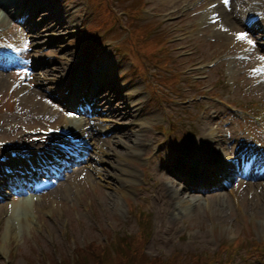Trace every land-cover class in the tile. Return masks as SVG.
<instances>
[{
	"label": "rangeland",
	"instance_id": "obj_1",
	"mask_svg": "<svg viewBox=\"0 0 264 264\" xmlns=\"http://www.w3.org/2000/svg\"><path fill=\"white\" fill-rule=\"evenodd\" d=\"M112 2L115 4L117 9H121L122 7L126 6L132 7L137 4V0H113ZM242 2L243 0H232V5L227 6V9L230 10L236 7L238 10L237 13H239L241 7L239 4H242ZM149 6L150 4H147V7ZM42 10L43 11L40 14L34 12L33 15H31L33 17L35 13L37 14L33 24L36 22L41 23L42 21L47 23L46 17L48 16V12L44 9ZM160 11L161 10H157L159 14H161ZM4 12L5 10L0 8V13L2 14L1 18H4ZM84 12L85 9L82 10V15ZM199 15L200 14L197 16ZM233 15L236 14L233 13ZM66 16L67 13H62L60 18L50 21L51 25H55ZM219 16L221 15L219 14ZM124 18L126 19V17ZM147 18L162 24L160 19L156 20L152 17ZM166 18H164V20ZM2 20L6 23L10 30L13 32L18 31L16 27L7 22L8 19ZM12 20L13 18L11 21ZM90 21L91 20L88 18L84 19L80 22L79 27H75V31H70L71 29L69 31H67V29H62L60 30L61 32L50 30L45 31L47 27L45 25L42 32L40 31L43 34L36 38L35 41H41L43 37H52L46 42V51L41 54L36 52L40 56V60L44 59L46 61L44 65H41L42 67L45 66L46 69L44 71L41 70V66L37 69L36 73L39 79L35 77V81L33 80V84H31L29 87L30 91L22 92L20 94L18 93V95L16 92L13 93V95H15L18 99V106L22 108H28L29 106L26 105H30V107L36 106V109L47 108L40 105V101H37L38 99L35 98L36 93H44L45 91H48L52 88L55 89V87H51V82L55 78H60L64 74L65 68L67 66H71L74 61L78 59V56L81 53L80 50L82 51L84 48H86V45H89V41L93 37L92 31H87ZM175 21L176 20H167V24H162V30L160 31L164 34H167L171 32L170 30H172L173 27L181 28L179 29L180 31L174 30L171 32L173 35V40H180L182 37H184L183 41H186V43L181 41L179 42V45L184 44L185 48H193L195 50L194 55L202 57L203 59L210 57L212 54L220 52L227 46L226 43L229 41L230 37H233L232 29L230 31L231 36L229 35V38L225 40L220 39L219 22L221 23V17H218V21L210 28L208 26L203 27L201 32L197 30L198 22L197 24L192 25L193 22H196V18L194 21L181 20V22L172 24ZM35 28L38 29V31L40 30L38 24L35 26ZM220 29L223 31L222 26ZM155 31L156 30L153 26H144L141 29L139 39L140 43L144 47H150L151 50L156 51L161 45L164 44L166 39L162 36H157ZM181 33L186 34L179 36ZM120 34H123V31L119 30V36ZM209 36H214L213 39L217 40L212 41L210 40L211 37ZM109 39L110 38H107V40L104 42L101 38H96L94 41L98 44V46H104L109 44ZM40 43H38V45ZM154 43L156 44L153 45ZM123 48L124 45L121 46V50ZM179 51L180 49H175L174 54L177 55ZM187 51L189 52L190 49ZM111 52H115L113 47H111ZM45 57H47L49 60ZM112 59H116L118 61L122 60L119 53L113 56ZM106 63V60L102 61V64L105 65ZM129 65L130 63L125 61L118 68V70L113 73V77H117L126 70L128 71L130 68ZM47 70L51 72V75H47L46 77V75L44 76V72ZM107 72L109 73V71ZM9 79L10 77L7 78L4 83L0 84V93H4L5 96L7 94L8 97L11 95L7 88ZM120 80L125 81L126 76L121 77ZM213 80H215V76ZM136 82H138L140 86L143 85V81L141 79H138ZM248 84L251 85L252 83H244L229 96L232 99L239 101L241 98L245 100L255 99L256 95L260 94V97L262 100H264V84H261L256 90L246 87ZM33 86L35 87L31 89ZM30 96L33 97V99H36L34 100V104H32ZM239 102L243 103L242 101ZM205 106H207V103H204L203 107ZM5 114H7V112ZM2 125L3 124L0 120V138H2V135L4 134ZM125 135L121 137L119 134H116L115 137H113L110 141L112 144L111 146L115 147L117 144L114 145V142H121L120 138H125ZM105 146L109 145H104V147ZM118 149L120 150V147H118ZM122 149L123 147L121 146V150ZM78 178L79 180H84L82 179V174H78ZM68 191L69 189L66 188L60 197L58 193L56 194V197L60 200L58 201L60 205H55L53 209L51 205H47V201H44L40 205H36V213L32 215L33 219L31 218L32 223L29 221V224L25 225V227L22 224L20 227L17 224L18 219H13L16 229H14L12 234H10V230L7 226L8 220H10V218H8L5 222V229H3L5 238L2 245H0V256L1 254H8V251L11 249V258L13 257V253L18 252L14 260L11 261V264H35L40 261H43L44 264H48L49 257H53L54 260H56L53 262V264H58V261H61L60 264H64L65 261L67 263L68 254L73 253L75 246L82 245L84 239L88 241L92 238H98V240L102 242L101 240L105 238L102 232L101 234H96L92 229H95V226L91 221L96 219V217H98L100 222H102L99 227L100 230L105 226V221L107 220L115 224L119 231H122L121 225L125 222V219L131 212L128 210L127 205H122L123 210L121 211L120 206L115 203V197L107 196L108 191L103 186L99 188L97 195H93L90 198L84 199L80 202H77L73 197H70L67 200ZM251 191L253 196H251V194H246V205H243V207L240 208L235 205L233 206L231 198L218 199L217 197L219 195L213 194L207 199L204 198L201 200L202 203H200V201L194 205H185L184 210H176L175 212H178V214H171L172 221L170 225L172 228L170 231L162 234L163 236L161 241L153 239L151 242H149L146 247L147 253L151 255H162L164 257H168L179 250L182 252L196 254H199L197 252H214L218 249V246L222 241L227 240L228 242H232L240 233L243 235L247 234L251 238L264 240V188L261 186H256L255 188L251 189ZM102 193L108 198L107 205H104L106 200L101 196ZM119 197L118 194H116V198L118 199ZM158 206L159 205H154L155 215L152 214V218V215L150 214V219L154 222V224L156 223L160 228L164 229L165 222L161 221V219L157 216L156 211ZM88 207L96 209L97 214L94 215L93 213L89 212ZM103 207H106L107 211L103 209ZM2 210L3 209L0 208V213ZM36 214L40 215V219H36ZM130 218L132 221L129 222L128 227L131 232H135L138 227V223L135 217ZM79 221L84 222L85 232L78 231V228L82 227L81 224H79ZM11 224H13L12 221ZM76 254V256L79 258L76 259L75 264L78 263L81 257L84 258V262L92 264V260L88 258L87 254L83 253L81 250H76ZM27 258H30L33 261H28ZM262 261L263 259L254 261L245 260L243 263L241 262L239 264H264ZM0 264H2L1 261Z\"/></svg>",
	"mask_w": 264,
	"mask_h": 264
},
{
	"label": "bare ground",
	"instance_id": "obj_2",
	"mask_svg": "<svg viewBox=\"0 0 264 264\" xmlns=\"http://www.w3.org/2000/svg\"><path fill=\"white\" fill-rule=\"evenodd\" d=\"M60 0H32V3L30 4V8L33 9H45L48 12V18H47V24L51 25L50 21H54L55 19L60 18L62 13H67L66 17H63L61 21L57 22L54 26H53V30L56 31H60L62 29H67L70 30V28L75 26L74 21L76 20L77 16L75 11L73 10L75 3H71L68 4L66 6H64L63 8H60L58 5V2ZM152 2V9H160V10H164L166 13H175L177 11L180 10V2L181 0H151ZM1 6L4 8L5 12H8L7 14L9 16H13V14L10 12V9H12L13 7L15 8H20V10L18 11H22L25 12L26 9V3L25 0H5V1H1ZM233 10V11H232ZM237 10V8L235 7L234 9H227V7L223 6L222 4H220V6L218 7V12H220V17H221V23H220V27H219V35H220V39H227L230 36V31L235 28H237L238 22H237V16L233 15V13ZM61 11H63L61 13ZM114 11H117L116 9ZM221 26L223 27V31L221 28ZM94 75V74H93ZM107 76V75H103ZM7 79V75L0 73V84L4 83ZM139 91L135 92V91H131L129 94H123L121 97V107L119 109V111L117 110L116 112H114V115L121 113V115H130L133 118H135L137 116V100L136 99H132L133 97H136L139 95L138 93ZM40 94V92L36 93V96ZM35 96V97H36ZM43 97V95H42ZM33 97L30 96V100L31 102L34 104V101H32ZM131 99V100H130ZM30 104V103H29ZM68 104V102H67ZM62 111H64V108L61 109ZM120 115V116H121ZM103 120V119H102ZM74 126L79 127L78 124L73 123ZM101 131L104 132V123L101 122ZM87 126V124H83L81 127V130L85 129ZM87 132V131H86ZM131 133V132H130ZM128 133V135L130 134ZM89 134V132H88ZM127 135V136H128ZM218 136V131L216 130H211L209 133H205L204 131L202 133L199 134V139L198 141H206V138H210V139H215V137ZM148 134H146L145 138H136L134 141L135 145H138L140 147H142V144H144V141L147 139ZM104 144H102V146H104L106 143L110 144V140H105L103 141ZM117 143V142H114ZM124 144L126 145V142H124ZM96 146H98L95 143ZM129 146L126 145V148H128ZM139 149V148H138ZM102 151L100 156L102 155V153H107V151H105L102 148ZM191 155L193 156V158L197 157L198 154L195 153V151H191L190 152ZM184 156L179 152V151H174L172 153L171 156L169 157H165L161 163L162 165V172H160L159 178L160 181H162L163 179L166 178V173L165 171L168 170V165H172L173 167L177 168V175L178 177H181L182 174L184 173V171L189 167V163L184 161ZM102 159V158H101ZM230 165L228 163H226V171H230ZM176 184H179V182L177 181ZM65 187H61L59 188V195H62L66 189V185H64ZM68 188V187H67ZM157 193H158V198L160 200V205L157 208V213L162 217V219L164 220V222L166 223H170L171 221V213L174 212V205H172L171 203V198L168 195V190L167 187L165 186V184H163L162 182H160L157 185ZM175 197H176V202H177V207L178 209H182L185 200H182V198L179 197V193L176 192L175 193ZM29 206L27 201H18L15 203V206L13 208V212L20 214V221L21 224L25 227V225L29 224V221L31 222V218L32 216L29 214ZM175 213V212H174ZM32 223V222H31ZM165 232H168L170 230V226L166 225V227L163 229Z\"/></svg>",
	"mask_w": 264,
	"mask_h": 264
},
{
	"label": "snow or ice",
	"instance_id": "obj_3",
	"mask_svg": "<svg viewBox=\"0 0 264 264\" xmlns=\"http://www.w3.org/2000/svg\"><path fill=\"white\" fill-rule=\"evenodd\" d=\"M225 3H227V0H225ZM237 40H245L246 39V35L244 33H239L236 36ZM249 44L252 43V41H248ZM264 59V58H261Z\"/></svg>",
	"mask_w": 264,
	"mask_h": 264
}]
</instances>
